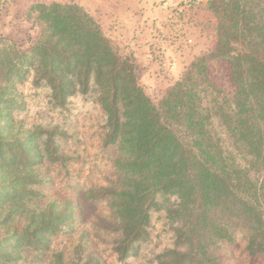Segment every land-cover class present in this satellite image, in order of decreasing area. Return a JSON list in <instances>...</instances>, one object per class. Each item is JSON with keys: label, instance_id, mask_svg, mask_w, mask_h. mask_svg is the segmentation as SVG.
Returning <instances> with one entry per match:
<instances>
[{"label": "trees", "instance_id": "1", "mask_svg": "<svg viewBox=\"0 0 264 264\" xmlns=\"http://www.w3.org/2000/svg\"><path fill=\"white\" fill-rule=\"evenodd\" d=\"M209 8L213 47L155 101L134 57L117 50L85 8L31 6L39 31L30 46L0 50V222L12 248L48 250L79 205L33 204L42 181L37 166L72 158L57 128L27 130L23 138L16 131L14 112L23 107L16 86L33 73L34 86L48 88L59 107L89 93L102 107L103 146L117 152L115 178L85 189L83 198L107 201L119 259L148 240L151 211L162 205L173 246L157 264H221L217 251L237 232L248 253L264 259V0H209Z\"/></svg>", "mask_w": 264, "mask_h": 264}, {"label": "rangeland", "instance_id": "2", "mask_svg": "<svg viewBox=\"0 0 264 264\" xmlns=\"http://www.w3.org/2000/svg\"><path fill=\"white\" fill-rule=\"evenodd\" d=\"M39 2L60 1L0 0V50L11 51L16 45L30 46L31 39L39 31L35 13H30V8ZM61 3L76 2L69 0ZM99 22L103 27V23ZM212 23L214 27L215 20L212 19ZM107 35L115 48L127 55L118 41ZM219 74L222 75V71ZM33 76L30 73L27 80L16 86L19 99L23 102V107L14 112L16 131L23 138L27 130L57 128L56 136L62 152L72 156L66 163L45 162L37 166L42 181L35 185L39 195L34 198L33 204L36 202L35 207L46 208L52 201L62 203L70 199L79 205L75 220L51 236L48 250L12 248L6 239L7 225L0 222V264H157V255L173 246L167 205L151 211L148 240L122 260L114 251L119 232L114 229V216L107 201L92 202L83 198L85 189L108 184L115 178L112 161L117 152L115 148L103 146L106 117L95 94H77L69 98L65 107H59L51 100L48 88L34 86ZM4 78L0 74V83L6 81ZM169 88L146 92L156 101ZM217 252L221 264H264L262 256L248 253L244 235L239 232L234 242L225 243Z\"/></svg>", "mask_w": 264, "mask_h": 264}, {"label": "crops", "instance_id": "3", "mask_svg": "<svg viewBox=\"0 0 264 264\" xmlns=\"http://www.w3.org/2000/svg\"><path fill=\"white\" fill-rule=\"evenodd\" d=\"M74 1L103 23L122 51L133 55L149 93L173 86L215 43L209 0Z\"/></svg>", "mask_w": 264, "mask_h": 264}]
</instances>
